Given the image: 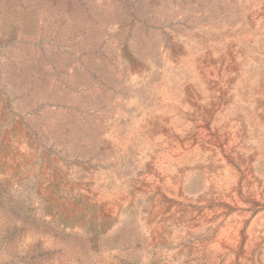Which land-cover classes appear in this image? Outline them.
I'll return each instance as SVG.
<instances>
[{
  "label": "rangeland",
  "instance_id": "obj_1",
  "mask_svg": "<svg viewBox=\"0 0 264 264\" xmlns=\"http://www.w3.org/2000/svg\"><path fill=\"white\" fill-rule=\"evenodd\" d=\"M262 3L264 0H0V264H203L193 259L198 256L192 249L197 236L178 231L174 224L167 226L162 242L152 250L144 249L140 218L148 212L141 207L155 200L145 183H154L156 177L143 165L159 164L156 154H161L160 148L170 139L165 128L148 122L158 114L179 119L193 113L194 108L184 102L190 86L198 93L201 90L204 103L214 89L212 101L217 102V111L228 105L223 119L240 122L242 135L235 140L233 153L250 158V171L264 178L258 168L259 155L264 153V126L253 131L246 116L249 108L260 113L263 101H252L245 92L264 81ZM210 51L217 72L206 79L188 71L194 59L208 62ZM227 53L231 57L225 60ZM179 81L184 85L178 86ZM140 126L146 131L128 164L121 153H108L109 142L117 145L127 131ZM162 165L165 175L183 173L186 180L195 177L200 188L211 181L220 187L228 175L220 165L206 173L209 162L199 158V153L188 161ZM234 166L237 174L245 173L243 167ZM118 193L130 194L121 212L98 218L105 208L117 211ZM94 194L101 197L96 200ZM64 203L72 205L74 215L65 212Z\"/></svg>",
  "mask_w": 264,
  "mask_h": 264
},
{
  "label": "bare ground",
  "instance_id": "obj_2",
  "mask_svg": "<svg viewBox=\"0 0 264 264\" xmlns=\"http://www.w3.org/2000/svg\"><path fill=\"white\" fill-rule=\"evenodd\" d=\"M255 2V1H254ZM261 4V3H260ZM263 4V3H262ZM249 5V4H248ZM264 5V4H263ZM245 6V5H244ZM254 6V5H253ZM239 8V7H238ZM263 8V7H262ZM254 10V9H253ZM252 10V11H253ZM263 11V9H261ZM259 11V14L261 12ZM251 11V12H252ZM249 12V11H248ZM233 13V12H232ZM239 13V12H238ZM210 14V13H209ZM231 15V14H230ZM261 15V14H260ZM239 17V16H238ZM243 17V16H242ZM247 17V15H246ZM241 18V17H240ZM244 19V17H243ZM228 20V19H227ZM232 20V19H230ZM248 21V20H247ZM253 22V21H252ZM204 23V22H203ZM223 23V22H222ZM261 23V22H260ZM259 23V24H260ZM220 24V23H218ZM225 24V23H224ZM241 24V23H240ZM243 24V23H242ZM246 24V23H244ZM249 25V24H247ZM232 26V25H231ZM241 26V25H240ZM263 26V25H262ZM201 28V27H199ZM211 28V27H210ZM186 29V28H185ZM250 29V28H249ZM163 31V30H162ZM224 31V30H223ZM226 31V30H225ZM234 31V30H233ZM231 31V32H233ZM244 31V30H243ZM200 32V30H199ZM249 32V31H248ZM168 33V32H167ZM183 33V32H182ZM207 33V32H206ZM250 33V32H249ZM256 33V32H255ZM184 34V33H183ZM226 34V33H225ZM214 35V34H213ZM228 35V34H227ZM226 35V36H227ZM243 35V34H242ZM245 35V34H244ZM243 35V36H244ZM263 35V34H262ZM169 36V35H168ZM235 36V35H234ZM250 36V35H249ZM256 36V35H255ZM166 37V36H165ZM171 37V36H170ZM202 37V36H201ZM228 37V36H227ZM226 37V38H227ZM252 37V35H251ZM264 37V36H263ZM168 38V37H166ZM240 38V37H239ZM246 38V37H245ZM254 38V36L252 37ZM191 39V38H190ZM206 39V38H205ZM204 39V40H205ZM211 39V38H210ZM225 39V38H224ZM178 40V39H177ZM201 40V39H200ZM168 41V40H167ZM180 41V40H179ZM186 41V38H185ZM196 41V40H195ZM221 41V40H220ZM240 41V40H239ZM248 41V40H247ZM176 41H174L175 43ZM189 42V41H188ZM191 42V41H190ZM210 42V41H208ZM258 42V41H254ZM195 43V42H194ZM231 43V42H230ZM241 43V41H240ZM160 44V43H159ZM187 44V43H186ZM185 44V46H186ZM192 44V43H191ZM203 44V43H202ZM229 44V43H228ZM236 44V43H235ZM254 44V43H253ZM260 44V42H259ZM176 45V44H175ZM188 45V44H187ZM219 45V44H218ZM227 45V43H226ZM258 45V44H256ZM211 46V45H210ZM217 46V45H216ZM225 46V45H224ZM245 46V45H244ZM250 46V45H249ZM171 47V46H170ZM169 47V48H170ZM178 47V46H177ZM188 47V46H186ZM203 47V46H202ZM232 47V45L230 46ZM252 47V46H251ZM250 47V48H251ZM181 48V47H179ZM205 48V47H204ZM222 48H224L222 46ZM226 48V47H225ZM238 48V47H236ZM245 48V47H244ZM243 48V49H244ZM261 48V47H260ZM200 49V48H199ZM213 49V48H212ZM256 49V48H255ZM264 49V48H263ZM173 50V49H172ZM186 50V49H185ZM189 50V49H188ZM211 50V49H210ZM214 50V49H213ZM218 51V49H216ZM222 50V49H221ZM253 50V49H252ZM261 50V49H260ZM202 51V50H201ZM200 51V52H201ZM240 51V50H239ZM254 51V50H253ZM252 51V52H253ZM264 51V50H263ZM171 52V50H170ZM175 52V50H174ZM191 52V51H190ZM219 52V51H218ZM226 52V51H225ZM260 52V51H259ZM214 53V52H213ZM244 53V52H243ZM248 53V51H247ZM122 54V53H121ZM164 54V53H162ZM170 54V53H169ZM175 54V53H174ZM181 54V53H180ZM188 54V52H187ZM191 54V53H190ZM205 54V53H203ZM207 54V52H206ZM212 52H209L208 62L205 59H194L191 63V69L196 72L201 78H208L209 75L216 71V65L211 58ZM220 54V52H219ZM225 54V53H224ZM235 54V53H234ZM237 54V53H236ZM185 55V54H184ZM261 55V54H260ZM171 56V54H170ZM195 56V55H194ZM214 56V55H213ZM221 56V55H220ZM219 56V57H220ZM233 56V55H232ZM235 56V55H234ZM251 56V55H250ZM254 56V55H253ZM127 57V56H126ZM149 57V56H148ZM165 57V55H164ZM203 57V56H202ZM206 57V56H205ZM230 53H227L223 59L227 60ZM239 57V56H238ZM123 58V57H122ZM125 58V57H124ZM145 58V57H144ZM186 58V57H185ZM192 58V57H189ZM196 58V57H194ZM218 58V57H217ZM241 58V57H240ZM176 59V58H175ZM180 59V58H179ZM250 59V58H249ZM120 60V58H119ZM131 60V59H129ZM184 60V59H183ZM182 60V61H183ZM193 60V59H192ZM252 60V59H251ZM124 61V60H123ZM128 61V60H127ZM144 61V60H143ZM185 61V60H184ZM237 61V60H236ZM255 61V60H254ZM263 61V60H262ZM130 62V61H129ZM145 62V61H144ZM143 62V63H144ZM217 62V61H216ZM220 62V59H219ZM223 62V61H222ZM221 62V63H222ZM231 62V61H230ZM249 62V61H248ZM152 63V62H151ZM185 63V62H184ZM224 63V62H223ZM234 63V62H233ZM239 63V62H238ZM247 63V62H246ZM260 63V62H259ZM140 64V63H138ZM160 64V63H159ZM229 66V63H227ZM235 64V63H234ZM250 64V63H249ZM134 65V64H133ZM132 65V66H133ZM181 65V64H180ZM184 65V64H183ZM220 65V64H219ZM226 65V64H225ZM258 65V64H257ZM127 66V65H126ZM137 66V65H136ZM135 66V67H136ZM140 66V65H139ZM138 66V67H139ZM154 66V65H153ZM159 66V65H158ZM218 66V65H217ZM236 65H234L235 67ZM242 66V64H241ZM249 66V65H248ZM161 67V66H160ZM188 67V65H187ZM223 67V66H222ZM232 67V66H231ZM239 67V66H238ZM252 67V66H251ZM129 68V67H128ZM131 68V67H130ZM137 68V67H136ZM157 68V67H156ZM260 68V67H259ZM159 69V68H158ZM185 69V68H184ZM187 69V68H186ZM221 69V67H220ZM224 69V68H223ZM236 69V68H235ZM248 69V68H247ZM134 70V69H133ZM229 70V69H228ZM232 70V69H231ZM234 70V69H233ZM239 70V69H238ZM184 71V70H183ZM220 70L218 69V72ZM224 71V70H223ZM247 71V70H246ZM255 71V70H253ZM124 72V71H123ZM217 72V71H216ZM234 72V71H232ZM148 73V72H147ZM236 73V72H235ZM244 73V72H242ZM153 74V73H152ZM165 74V73H164ZM169 74V73H166ZM231 74V73H229ZM246 74V73H245ZM155 75V74H154ZM158 75V74H157ZM195 75V74H194ZM219 75V74H218ZM232 75V74H231ZM247 75V74H246ZM254 75V74H253ZM115 76V75H114ZM185 76V75H184ZM234 76V75H233ZM251 76V75H250ZM166 77V76H165ZM187 77V75H186ZM237 77V75H236ZM235 77V78H236ZM255 77V76H254ZM115 78V77H114ZM170 78V77H168ZM166 78V79H168ZM177 78V77H176ZM181 78V77H179ZM184 78V77H183ZM189 78V77H188ZM228 78V77H227ZM230 78V77H229ZM234 78V77H233ZM234 78V79H235ZM240 78V77H239ZM238 78V79H239ZM261 78V77H260ZM143 79V78H142ZM243 79V78H242ZM249 79V78H248ZM246 79V80H248ZM129 80V79H128ZM157 80V79H156ZM165 80V79H164ZM175 80V79H174ZM259 80V79H258ZM123 81V80H122ZM142 81V80H141ZM185 81V80H184ZM183 82H178V86L184 85ZM190 81V80H188ZM194 81V80H193ZM202 81V80H201ZM226 81V80H225ZM237 81V80H236ZM245 81V80H244ZM254 81V80H253ZM129 82V81H128ZM139 82V81H138ZM203 82V81H202ZM218 82V81H217ZM239 82V81H238ZM251 82V81H250ZM120 83V82H119ZM154 83V82H153ZM159 83V82H158ZM168 83V82H167ZM190 83V82H189ZM188 83V84H189ZM192 83V82H191ZM208 83V82H207ZM245 83V82H243ZM148 84V83H147ZM146 84V85H147ZM161 84V83H160ZM224 84V83H223ZM242 84V83H241ZM248 84V83H247ZM133 85V84H132ZM166 85V84H165ZM168 85V84H167ZM173 85V83H172ZM193 85V84H192ZM217 85V84H216ZM228 85V84H227ZM226 85V86H227ZM237 85V83H236ZM134 86V85H133ZM143 86V85H142ZM170 86V85H169ZM167 86V88L169 87ZM208 86V84H207ZM218 86V85H217ZM239 86V85H238ZM145 87V86H143ZM175 87V86H174ZM191 87V86H190ZM188 88L184 102L193 107V113L186 114L179 119L172 117H165L161 115L151 116L148 125L154 122L165 128V132L170 139L166 142V146L160 148L161 154H156V166H149L144 164L143 167L149 168L156 177L155 182H146L145 187L149 188V193L155 195V200L145 207H141L148 212L144 217L140 218V228L145 237L144 249L152 250L159 241H163L165 231L168 225L174 224L177 230L185 232L191 236H197L195 244H192V249L195 250L198 256L193 258L196 262L203 264H264V178L256 177L250 171L252 163L250 158L238 157L233 153V145L237 138H240L241 129L238 125L240 122L234 119H223L222 112H227V106L220 108L217 111V102L212 101L216 94L214 89L208 95V101L200 98L199 93L194 88ZM135 88V86L133 87ZM177 91L182 94V89L179 87ZM174 88V89H175ZM202 88V87H201ZM200 88V89H201ZM197 89V88H196ZM207 89V88H206ZM209 89V88H208ZM228 89H230L228 87ZM160 90V89H159ZM166 90V89H164ZM169 90V89H167ZM176 90V89H175ZM220 90V89H219ZM223 90V89H222ZM227 90V89H226ZM143 91V90H141ZM174 91V90H173ZM176 91V92H177ZM230 91V90H228ZM158 92V91H157ZM168 92V91H167ZM248 98L252 101L263 102L260 106V113L255 109L242 108L246 111L248 117V125L253 131L258 127L264 126V81L257 87H253L245 91ZM145 93V92H144ZM151 94V93H150ZM229 94V93H228ZM245 94V93H244ZM141 95V94H140ZM178 95V94H177ZM224 95V94H222ZM245 95V96H246ZM219 96V95H218ZM229 96V95H228ZM157 97V96H156ZM154 96V99L156 98ZM172 97V96H171ZM177 97V96H176ZM232 97V96H231ZM238 97V96H236ZM240 97V96H239ZM159 98V97H158ZM146 99V98H145ZM150 99V98H149ZM177 99V98H176ZM182 99V98H181ZM220 99V98H219ZM134 100V99H133ZM156 100V99H155ZM230 100V99H229ZM240 100V99H239ZM248 100V99H247ZM126 101V100H125ZM152 101V100H151ZM243 101V100H242ZM159 102V101H158ZM181 102V100H180ZM220 102V101H219ZM250 102V101H249ZM128 103V102H127ZM154 103V102H153ZM172 103V102H171ZM183 103V102H182ZM248 103V101H247ZM246 103V104H247ZM261 103V102H260ZM225 104H227L225 102ZM148 105V104H147ZM179 105V104H178ZM181 105V104H180ZM146 106V105H144ZM151 106V104H150ZM235 106V105H234ZM246 106V105H245ZM159 107V106H158ZM161 107V106H160ZM166 107V106H165ZM171 107V106H170ZM177 107V106H176ZM184 107V106H182ZM142 108V107H141ZM145 108V107H144ZM168 108V107H167ZM179 108V107H178ZM146 109V108H145ZM191 109V108H190ZM144 109H141V111ZM181 110V109H180ZM242 110V111H243ZM128 111V109H127ZM126 111V112H127ZM148 111V109H147ZM185 111V110H184ZM243 111V112H244ZM109 112V111H107ZM114 112V111H113ZM112 112V113H113ZM240 113V112H239ZM238 113V114H239ZM125 114V113H124ZM129 114V113H128ZM173 115V114H172ZM133 116V115H132ZM131 116V117H132ZM125 117V116H124ZM129 117V116H128ZM146 117V116H145ZM226 117V116H225ZM117 118V117H116ZM237 118V117H236ZM245 118V117H244ZM240 118V119H244ZM120 119V118H119ZM116 120V119H115ZM124 121V120H122ZM124 124L123 122H121ZM129 124V123H128ZM127 124V125H128ZM135 125V124H134ZM190 127L187 128L186 126ZM247 125V124H246ZM132 127V126H131ZM141 127V126H140ZM131 129L127 131L122 140H117V145L114 142H109L107 148L108 153L118 156L122 154L123 160L129 163V155L134 151L135 146L140 144L142 133L145 128ZM157 127V126H156ZM130 128V127H129ZM128 128V129H129ZM241 128V126H240ZM247 128V127H246ZM27 129V128H26ZM245 129V128H244ZM109 130V129H108ZM119 130V128L117 129ZM149 130V129H148ZM154 130V129H153ZM23 131V130H22ZM97 131V130H96ZM107 131V130H106ZM29 132V131H28ZM109 132V131H108ZM118 132V131H117ZM125 132V131H124ZM102 133V132H101ZM106 133V132H105ZM243 133V132H242ZM255 133V132H254ZM262 133V132H260ZM26 134V133H25ZM107 134V133H106ZM120 134V133H118ZM162 134V133H161ZM258 135V133H257ZM9 136V135H8ZM33 136V135H31ZM97 136V135H96ZM254 136V135H253ZM261 136V135H260ZM92 137V136H91ZM95 137V136H94ZM115 137V135H114ZM113 137V138H114ZM31 138V137H30ZM106 138V137H105ZM111 138V137H110ZM255 138V137H254ZM27 139V138H25ZM33 139V138H32ZM121 139V138H120ZM264 139V138H263ZM99 140V139H98ZM106 140V139H105ZM104 140V141H105ZM6 141V140H5ZM100 141V140H99ZM250 141V140H249ZM259 141V140H258ZM8 142V141H7ZM27 142V141H26ZM29 142V141H28ZM32 142V141H31ZM34 142V141H33ZM158 142V141H157ZM262 142V141H261ZM35 143V142H34ZM107 143V142H106ZM104 143V144H106ZM29 144V143H28ZM31 144V143H30ZM25 145V144H24ZM35 145V144H34ZM260 145V144H259ZM38 146V145H37ZM258 146V145H257ZM35 147V146H33ZM39 147V146H38ZM23 148V147H22ZM139 148V146H138ZM26 149V148H25ZM24 149V151H25ZM29 149V148H28ZM262 149V148H260ZM243 150V149H242ZM107 151V150H105ZM139 151V149H138ZM236 151V150H234ZM254 151V149H253ZM258 151V150H257ZM261 151V150H260ZM34 152V151H33ZM36 152V151H35ZM262 152V151H261ZM29 152L27 151V154ZM199 153V158L209 162L210 170L205 172H212L214 168L220 165L226 170L225 179L221 186H217L212 181L204 188H200L197 180L194 177L186 180L182 174H168L163 173L162 164L170 161H188ZM241 153V152H240ZM239 153V155H241ZM251 153V152H250ZM11 154V153H10ZM33 154V153H32ZM109 154V155H110ZM253 154V153H252ZM36 155V153L34 154ZM46 155V153L44 154ZM244 156V155H243ZM247 156V155H246ZM252 156V155H251ZM30 157V156H29ZM83 157V156H82ZM114 157V156H113ZM249 157V155H248ZM58 158V157H57ZM106 158V156H105ZM261 162L258 168L263 172L264 177V153L259 155ZM258 158V159H259ZM12 159V158H10ZM27 159V158H26ZM33 160V159H31ZM35 160V158H34ZM28 161V159H27ZM54 161V160H53ZM112 161V160H111ZM44 162V160H43ZM47 162V161H45ZM48 163V162H47ZM107 163V162H106ZM119 163V162H118ZM123 163V162H122ZM131 163V162H130ZM26 164V163H25ZM43 164V163H42ZM134 164V163H133ZM138 164V163H137ZM179 164V163H178ZM237 164L243 167L245 173L243 175L237 174L233 170V166ZM258 164V163H257ZM29 165V164H28ZM38 165V164H37ZM93 165V164H92ZM132 165V164H131ZM171 165V164H170ZM207 165V164H206ZM66 166V165H65ZM119 166V165H117ZM175 166V165H174ZM33 167V166H32ZM46 167V164H45ZM127 167V165H126ZM138 167V166H137ZM235 167V166H234ZM31 168V167H30ZM36 168V167H35ZM43 168V167H42ZM57 168V167H56ZM67 168V166H66ZM82 168V167H81ZM104 168V167H103ZM142 168V167H141ZM182 168V167H181ZM255 168V166H254ZM238 169V168H237ZM247 169V170H246ZM26 170V169H25ZM45 170V169H44ZM63 170V169H62ZM80 170V168H79ZM87 170V169H86ZM85 170V171H86ZM136 170V169H135ZM141 170V169H140ZM174 170V169H173ZM49 171V170H48ZM51 171V170H50ZM73 171V170H72ZM29 172V171H28ZM59 172V171H58ZM68 172V171H67ZM122 172V171H121ZM124 172V171H123ZM138 172V171H137ZM147 172V171H146ZM34 173V172H33ZM40 173V172H38ZM42 173V172H41ZM53 173V172H52ZM91 173V172H90ZM117 173V170H116ZM178 173V172H177ZM192 173V172H191ZM30 174H32L30 172ZM36 174V173H35ZM43 174V173H42ZM65 174V173H64ZM133 174V173H132ZM216 175L215 173H213ZM52 175V174H51ZM55 175V174H53ZM61 175V174H60ZM34 176V174H33ZM40 176V175H39ZM62 176V175H61ZM76 176V175H75ZM79 176V175H78ZM109 176V175H108ZM122 176V175H120ZM127 176V175H126ZM137 176V175H136ZM190 176V175H189ZM41 177V176H40ZM55 177V176H54ZM53 177V178H54ZM60 177V176H59ZM68 177V176H67ZM130 177V176H129ZM197 177V176H196ZM206 177V176H205ZM43 178V177H42ZM62 178V177H61ZM66 178V177H65ZM77 178V177H76ZM85 178V177H84ZM114 178V177H113ZM47 179V178H45ZM49 179V178H48ZM58 179V178H57ZM73 179V178H72ZM111 179V178H110ZM39 180V179H37ZM69 180V178H68ZM135 180V179H134ZM133 180V181H134ZM43 181V180H42ZM48 181V180H46ZM54 181V180H52ZM76 181V180H75ZM80 181V180H79ZM77 182V181H76ZM75 182V183H76ZM108 182V181H107ZM218 182V180H216ZM41 183V182H40ZM43 183V182H42ZM58 183V181H57ZM56 183V184H57ZM136 183V182H135ZM52 184V183H51ZM61 184V183H60ZM87 184V183H86ZM99 184H101L99 182ZM141 184V183H140ZM44 185V184H43ZM69 185V184H68ZM67 185V186H68ZM71 185V184H70ZM69 185V186H70ZM37 186V185H36ZM35 186V187H36ZM52 186V185H51ZM50 186V187H51ZM58 186V185H57ZM66 186V187H67ZM79 186V185H78ZM82 186V185H81ZM106 186V185H105ZM136 186V185H135ZM42 187V186H41ZM61 187V186H59ZM76 187V185H75ZM80 187V186H79ZM100 188V186H98ZM108 187V186H107ZM104 188V187H103ZM117 188V186H116ZM120 188V187H119ZM39 188L37 187V190ZM101 189V188H100ZM36 190V191H37ZM77 190V189H76ZM108 190V189H107ZM131 190V189H130ZM129 190V191H130ZM146 190H148L146 188ZM42 191V190H41ZM46 191V190H45ZM65 191V190H64ZM89 191V190H87ZM132 191V190H131ZM80 192V191H79ZM100 192V191H99ZM106 192V191H105ZM38 193V192H37ZM42 192L41 194H43ZM96 193V192H95ZM112 193V192H111ZM39 194V193H38ZM45 194V193H44ZM103 194V193H102ZM132 194V193H131ZM139 194V193H137ZM67 195V194H66ZM144 195V194H143ZM40 196V194H39ZM84 196V194H83ZM92 196V195H91ZM134 196V195H133ZM146 196V195H145ZM47 197V196H46ZM45 197V198H46ZM82 197V196H81ZM100 194H94L93 198L98 200ZM147 197V196H146ZM44 198V197H43ZM51 198V197H50ZM85 198V197H84ZM89 198V197H88ZM136 198V196H135ZM65 199V198H64ZM70 199V198H69ZM92 199V198H91ZM115 199L119 202L115 209L105 208L97 214L98 218L117 216L122 208L129 200L130 194L118 193ZM131 202L133 205H138V200L134 198ZM61 200V199H60ZM82 200V199H81ZM152 200V199H151ZM57 201V200H56ZM83 201V200H82ZM81 201V202H82ZM102 201V200H100ZM99 201V202H100ZM62 202V201H61ZM147 202V201H145ZM67 203V202H66ZM64 203V205L66 204ZM79 203V202H78ZM91 203V202H90ZM58 204V203H57ZM80 204V203H79ZM96 204V203H95ZM113 204V203H111ZM141 204V203H140ZM147 204V203H146ZM192 204L193 206H191ZM61 205V204H60ZM59 207L61 208V206ZM90 205V204H89ZM153 205V206H152ZM72 206V205H71ZM69 204L65 205V212H72ZM104 206V205H103ZM143 206V205H142ZM77 207V206H76ZM82 207V206H81ZM80 207V208H81ZM102 207V206H101ZM122 207V208H121ZM63 208V209H64ZM84 209V208H83ZM125 209V208H124ZM135 209V208H134ZM138 209V208H137ZM58 210V209H57ZM60 210V209H59ZM58 212V211H57ZM141 212V211H140ZM63 213V212H62ZM87 213V212H86ZM185 213V214H182ZM59 214V213H58ZM61 214V213H60ZM126 214V213H125ZM124 214V215H125ZM128 214V213H127ZM70 215V214H68ZM67 215V217H68ZM74 215V214H73ZM88 215V213H87ZM91 216V215H90ZM141 216V215H140ZM66 217V215H65ZM122 217V216H121ZM89 218V217H88ZM87 218V219H88ZM91 218V217H90ZM106 219V218H105ZM111 219V218H110ZM107 220V219H106ZM108 222V221H107ZM125 222V221H124ZM115 224V223H114ZM116 226V225H115ZM139 228V229H140ZM170 230V229H169ZM170 234V233H169ZM174 234V233H173ZM169 236V235H168ZM186 237V236H185ZM194 240V239H193ZM187 241V240H186ZM174 242V241H173ZM194 242V241H193ZM167 245V244H166ZM165 245V246H166ZM186 245V243H185ZM181 246V245H180ZM169 247V246H168ZM199 251V252H198ZM180 252V251H179ZM170 253V252H169ZM201 255V256H200ZM165 256V255H164ZM189 261V260H188ZM186 262V261H185ZM154 263V262H153Z\"/></svg>",
  "mask_w": 264,
  "mask_h": 264
}]
</instances>
